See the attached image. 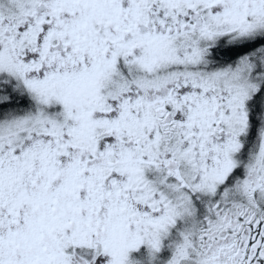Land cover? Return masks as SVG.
Returning <instances> with one entry per match:
<instances>
[{"label":"snow or ice","instance_id":"1","mask_svg":"<svg viewBox=\"0 0 264 264\" xmlns=\"http://www.w3.org/2000/svg\"><path fill=\"white\" fill-rule=\"evenodd\" d=\"M0 264H264V0H0Z\"/></svg>","mask_w":264,"mask_h":264}]
</instances>
